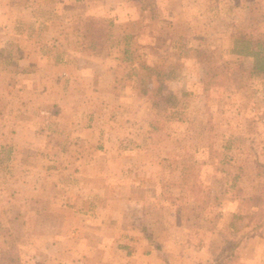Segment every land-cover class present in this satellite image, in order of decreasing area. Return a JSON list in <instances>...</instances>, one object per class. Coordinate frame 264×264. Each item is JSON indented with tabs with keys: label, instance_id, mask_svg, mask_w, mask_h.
Masks as SVG:
<instances>
[{
	"label": "rangeland",
	"instance_id": "374dc122",
	"mask_svg": "<svg viewBox=\"0 0 264 264\" xmlns=\"http://www.w3.org/2000/svg\"><path fill=\"white\" fill-rule=\"evenodd\" d=\"M237 37L264 0H0V264H209L240 236L222 264H264Z\"/></svg>",
	"mask_w": 264,
	"mask_h": 264
},
{
	"label": "trees",
	"instance_id": "16d2710c",
	"mask_svg": "<svg viewBox=\"0 0 264 264\" xmlns=\"http://www.w3.org/2000/svg\"><path fill=\"white\" fill-rule=\"evenodd\" d=\"M235 42L236 44L233 51L236 53L252 56L254 59V69L259 72H264V40L252 41L250 39L248 40L237 37ZM261 196V194L252 196V199H255L253 206L260 205L259 201L262 200ZM247 216L251 218L254 215L247 214ZM241 217L243 218L244 216ZM242 239V236H240L233 241H228L227 246L221 244L219 246V251L217 248H215L217 252L215 253L214 260L209 264H222L234 260L237 257L236 250L239 247Z\"/></svg>",
	"mask_w": 264,
	"mask_h": 264
},
{
	"label": "crops",
	"instance_id": "0c3cea01",
	"mask_svg": "<svg viewBox=\"0 0 264 264\" xmlns=\"http://www.w3.org/2000/svg\"><path fill=\"white\" fill-rule=\"evenodd\" d=\"M137 234H141V229L140 230L138 229ZM255 262H256V260H252V262H248V263H255Z\"/></svg>",
	"mask_w": 264,
	"mask_h": 264
}]
</instances>
